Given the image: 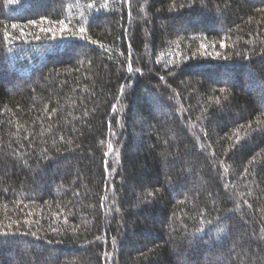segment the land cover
<instances>
[{"label": "trees", "instance_id": "trees-1", "mask_svg": "<svg viewBox=\"0 0 264 264\" xmlns=\"http://www.w3.org/2000/svg\"><path fill=\"white\" fill-rule=\"evenodd\" d=\"M4 232L0 264H264V0H0Z\"/></svg>", "mask_w": 264, "mask_h": 264}, {"label": "snow or ice", "instance_id": "snow-or-ice-1", "mask_svg": "<svg viewBox=\"0 0 264 264\" xmlns=\"http://www.w3.org/2000/svg\"><path fill=\"white\" fill-rule=\"evenodd\" d=\"M50 23H52V22H50ZM55 23L59 24V27H60V31H61V32H63V31H65V30L68 29V23H66L64 20H58V21H55ZM16 27H17L16 25H12V28H13V29H15ZM40 30H41L42 32H44V31L53 32V29H51V28H49V29H47V30H45V29H40ZM78 30H79V32H81V33L85 32V28H84V27H80ZM20 35H21V37H25V36H26V34L23 32V30H21ZM35 38H36L37 40H39V36H36ZM52 39H55V35H54V33H53V35H52ZM24 43H28L27 39L24 40ZM223 46H224V45L221 44V47H223ZM202 47H203V45H202ZM192 70H196V66H193ZM128 71H129V72H132V71H133L131 65H129V67H128ZM136 71L139 72L140 69H136ZM221 91H223V90H221ZM108 148H109V150L111 151V150H112V145L109 144V145H108ZM8 234H9V233H7V232L0 233V235H5V236L8 235Z\"/></svg>", "mask_w": 264, "mask_h": 264}]
</instances>
